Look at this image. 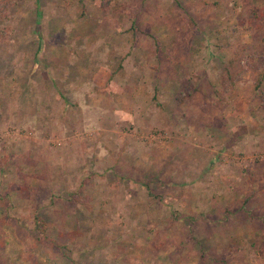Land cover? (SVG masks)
Segmentation results:
<instances>
[{
	"label": "crops",
	"instance_id": "obj_1",
	"mask_svg": "<svg viewBox=\"0 0 264 264\" xmlns=\"http://www.w3.org/2000/svg\"><path fill=\"white\" fill-rule=\"evenodd\" d=\"M136 1L35 0L29 6L33 10L31 19L26 16L27 9H18L6 38L0 42V233L7 239L3 228L15 225L12 210H17L20 216L24 211L35 212L47 224L44 236L57 249L47 262L38 258L37 264H74L62 254L57 243L71 248L72 255L76 253L81 239L89 235L90 211L98 199V204L100 199H105L101 191L110 190L104 185L113 182L106 181L113 173L122 178L119 183L116 180V190L121 192L115 201L120 208L118 217L122 222L127 221L135 204L133 182L139 172L135 160L138 148L132 147L136 143L126 134L128 128L156 126L168 140L175 134L170 131L174 116H163V121L154 124V115L162 112L163 102L168 101L163 97L172 93L168 84L170 71L160 67L154 70L153 63L150 71L140 72L139 68L148 66L149 60L159 54V48L168 52L183 44L171 15L178 14L179 8H184L189 0L183 3L181 0H140L139 6ZM198 1L203 0H195V3ZM38 9H47L49 15L36 24ZM26 89H30L32 105L25 100ZM154 95L161 107L151 105ZM210 106L201 105L196 110L195 133L205 134L217 128L221 134L226 131L228 146L238 151L243 134H236L235 128L236 124L241 127L244 119L233 113L231 116L235 119L230 125L227 119L224 123L216 119L214 124V116L218 114L215 115L211 111L214 107ZM209 109L210 120H202V112ZM241 109H244L243 104ZM141 119H146V124ZM26 127L35 129L36 136L20 144L17 136L32 138L33 132ZM76 132L86 135L76 136ZM177 136L184 139L182 134ZM150 146L149 154H153L154 142ZM115 148L119 149L113 153ZM133 148L135 152L130 154ZM84 154L106 163L91 170L90 166L83 165ZM263 156L264 153L260 154V159ZM76 157L81 158V165L75 164ZM90 173L104 179L81 181L80 174ZM258 192L259 206L243 212L242 216L245 222H259L263 226L245 232L244 237L239 235L246 242L241 248L237 247L234 258L235 261L245 259L242 264H250L247 261L252 256L248 253L246 256L245 251L256 238L259 239V257L264 259V181L259 184ZM254 201L252 198L247 204L254 207ZM102 212H94V215ZM255 218L257 220H252ZM76 231L79 234L72 241V233ZM14 233L19 232L14 230ZM233 233L234 239L236 232ZM60 236L64 237L62 243ZM20 237L23 236L19 234ZM16 244L9 246L4 242L0 251L3 264H30L24 256L14 253L18 247L26 256L27 246L17 240ZM201 249L203 256L206 253L212 259L194 264H211L219 259L210 253L211 249H203V246ZM120 255L118 260L112 257L116 264L124 263L133 253ZM197 255L200 257L199 253ZM149 261V264H159L152 259ZM238 261L231 260L241 264ZM136 264L143 263L136 261Z\"/></svg>",
	"mask_w": 264,
	"mask_h": 264
},
{
	"label": "rangeland",
	"instance_id": "obj_2",
	"mask_svg": "<svg viewBox=\"0 0 264 264\" xmlns=\"http://www.w3.org/2000/svg\"><path fill=\"white\" fill-rule=\"evenodd\" d=\"M34 1L11 0L6 9H2L0 3V42L6 38L18 9H27L26 16L31 19L33 10L29 6ZM136 2L139 6L140 0ZM180 2L183 3V0ZM179 9L178 14L171 15V20L183 44L168 49V52L163 47L159 48L160 52L155 54L154 60H149L148 66L139 68L140 72L150 71L153 63L154 70L160 67L170 71L172 76L168 84L172 93H166L168 96L163 97L168 101L163 102L162 112L154 115V124L163 121V116H174L170 131L175 134L168 140L156 126L147 128L144 125L126 130L129 138L135 140L136 144L132 147L138 148L135 160L139 172L133 182V212L125 222L118 217L120 208L115 201L116 195L121 192L116 190V180L119 183L122 178L113 173L106 178V181L113 182L104 185L110 190L101 191L105 199H100V204L98 199L90 211L92 222L89 235L87 239H81L76 253L72 255L71 248L57 243L71 263L105 264L107 261L112 264L113 258L120 259L122 252L133 253L122 264H136V261L149 264L150 259L159 264L209 262L212 257L206 253L203 256V246V249H211L210 253L219 258L211 264H234L238 261H235L237 254L234 251L246 242L239 235L244 237L246 233L263 226L259 222L243 221L242 215L259 206L258 187L264 181V156L260 159V154L264 153V80L257 87L254 86L258 72L264 69V0H203L197 3L189 0V4ZM47 11L38 9L36 24L48 17ZM40 39L44 37L40 36ZM237 71L239 77L229 89L228 76H234ZM26 90L25 100L32 105L30 89ZM242 104L244 109H241ZM151 105L161 107L156 95L151 98ZM201 105L204 108H210V105L214 107L211 111L218 114L214 116V124L216 119L222 123L227 119L230 125L235 119L231 116L233 113L244 119V124L241 127L236 124L235 128L236 134H243L238 151L228 146L226 131L221 134L217 128L205 134L195 133V122L198 120L196 110ZM202 113V120L209 121L210 109ZM141 121L146 124V119ZM26 129L33 132L32 138L17 136L20 144L28 143L36 136L35 129ZM75 134L86 135L82 132ZM178 134H182L184 139L178 138ZM150 142H154L153 154H149L152 149ZM118 149L115 148L113 153ZM134 152L135 148L130 154ZM84 155L83 165L90 166L91 170L99 169L106 163L93 159L89 154ZM80 160L75 159V164L81 165ZM80 178L81 181L104 179L94 173L80 174ZM252 198L255 200L254 207H251V203L247 204ZM98 208L100 210L96 211ZM102 210L101 215H94V212L100 213ZM34 213L24 211L20 216L17 210H12L11 218L15 220L12 222L15 225L3 228L8 234L7 239H3L0 233V251L4 242L15 246L18 245L16 240L22 241L27 246V255L19 252L18 247L12 251L15 250L16 256H24L30 264H37L38 258L47 262L57 250L55 244L43 234L47 224ZM33 216L44 223L43 231L34 226ZM14 230L19 233H14ZM233 232H236L234 239L231 236ZM19 234L23 237L19 238ZM78 234L77 231L73 232L71 240L74 241ZM60 237L62 243L64 237ZM258 241V238L253 239L252 246L245 251L246 256L247 253L252 256L247 261L250 264L264 263L263 256L259 257ZM244 261L241 259L238 263ZM3 263L0 253V264Z\"/></svg>",
	"mask_w": 264,
	"mask_h": 264
},
{
	"label": "trees",
	"instance_id": "obj_3",
	"mask_svg": "<svg viewBox=\"0 0 264 264\" xmlns=\"http://www.w3.org/2000/svg\"><path fill=\"white\" fill-rule=\"evenodd\" d=\"M11 0H0V3H1V8L2 9H6L8 7V3L10 2ZM239 77V73L238 71L235 72V75L234 76H228V88H232V85L234 83L235 80H237ZM261 80H264V69L262 71H259L256 78H255V82H254V86L257 87L260 83ZM33 224L34 226L41 232L43 231V228H44V223L37 217L33 216ZM42 227V228H39V227Z\"/></svg>",
	"mask_w": 264,
	"mask_h": 264
}]
</instances>
